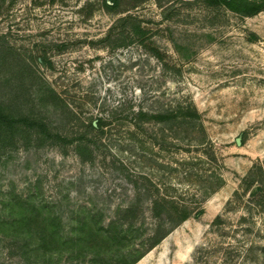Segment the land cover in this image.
<instances>
[{"label":"rangeland","instance_id":"obj_1","mask_svg":"<svg viewBox=\"0 0 264 264\" xmlns=\"http://www.w3.org/2000/svg\"><path fill=\"white\" fill-rule=\"evenodd\" d=\"M101 1L0 0V104L50 132L20 124L0 138V264H127L142 251L131 264H264V187L243 181L264 169V6L124 0L136 5L112 13ZM186 103L198 115L135 123L138 108ZM160 197L203 211L146 250ZM132 204L133 242L80 228L88 211L106 225ZM45 216L58 232L40 237Z\"/></svg>","mask_w":264,"mask_h":264},{"label":"trees","instance_id":"obj_2","mask_svg":"<svg viewBox=\"0 0 264 264\" xmlns=\"http://www.w3.org/2000/svg\"><path fill=\"white\" fill-rule=\"evenodd\" d=\"M209 5L218 6L222 5L226 8L246 14L252 15L258 12L264 6V0L260 1H251V0H205ZM124 0H102L101 7L112 13L124 12L128 10L130 7L135 6L133 3L129 7L124 5ZM89 2L87 3V5ZM92 10L87 12V15L90 14ZM132 18L131 14H125L122 16L121 20H129ZM131 32L140 34L143 33V29L140 23L131 22ZM42 60V58H40ZM182 114L186 119L190 118V116L198 115L197 110L189 103L179 104L177 109L167 108L163 113L160 114H152L149 113L148 110L144 108H138L134 114L135 123L137 125H141L140 123L149 119L150 117H157L161 119L171 120L175 118L177 115ZM186 124L188 120H185ZM22 125H38L39 132L48 133L47 127L44 123L35 122L28 115L21 114H13L6 111L0 104V138L2 134L6 131L13 132L14 128ZM91 127H95L96 124L93 121H89L87 123ZM105 124V121L102 118H98L97 126H102ZM57 137L60 136L57 134ZM76 149L79 155L83 159H89L92 156V149L89 147V144L83 141H79L76 144ZM245 183V187L253 185L255 190H260L264 187V169L261 163H254L250 170L246 173L243 178ZM246 181V182H245ZM262 198H264V192L261 194ZM201 206H197V208L184 205L175 204L173 200L166 197H160L152 199V204L150 206V213L156 220L155 225L148 236V244L146 250L155 246L161 239H163L174 227L179 225L181 222L186 220L190 215H198L203 210ZM140 206L138 204H132L128 206H119L115 210V217L110 219L108 223L102 224L100 223V219L98 215H96L95 211H88L86 218H80L81 227L87 226L92 221L95 222V225L90 224V237L92 236H100L102 239L109 241L111 243H125V242H133V239L140 237L141 232H139V227L135 226V221L138 219L140 214ZM15 221L22 219L23 214L19 216L12 217ZM221 216L219 214L214 218L215 222L221 221ZM3 221V219H2ZM13 221V222H15ZM40 237H44L46 234H54L58 232L57 229V220L51 216H45L42 222L40 223ZM92 226V228H91ZM75 228V227H73ZM71 234L73 236L77 235L75 231L71 230ZM80 233V232H79ZM84 238V237H83ZM43 240V239H42ZM143 254V251L135 256L133 259L129 260L127 264H131L137 261Z\"/></svg>","mask_w":264,"mask_h":264},{"label":"water","instance_id":"obj_3","mask_svg":"<svg viewBox=\"0 0 264 264\" xmlns=\"http://www.w3.org/2000/svg\"><path fill=\"white\" fill-rule=\"evenodd\" d=\"M236 142H237L238 144L241 143V142H240V137H239V136L237 137Z\"/></svg>","mask_w":264,"mask_h":264}]
</instances>
